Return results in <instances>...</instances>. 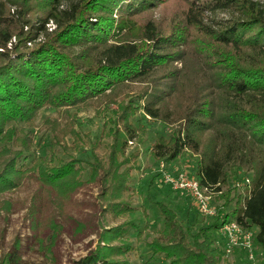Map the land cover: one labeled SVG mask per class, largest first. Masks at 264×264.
Returning <instances> with one entry per match:
<instances>
[{
  "label": "trees",
  "instance_id": "16d2710c",
  "mask_svg": "<svg viewBox=\"0 0 264 264\" xmlns=\"http://www.w3.org/2000/svg\"><path fill=\"white\" fill-rule=\"evenodd\" d=\"M99 100L112 143L89 162V178L73 155L79 132L58 131L57 118H45L53 140L35 150L41 110L78 112ZM141 118L170 130L153 157L190 160L191 176L217 201L213 223L197 231L169 200L156 201L163 228L145 241L146 264H238L210 234L230 220L255 229L264 264V0H0V211L12 212L8 194L35 182L30 227L41 248L57 244L75 194L90 182L101 183L104 218L134 210L140 165L125 164L139 157L127 150L146 132ZM243 176L250 182L242 191L231 182ZM134 226H101L97 247L74 264H132ZM20 246L6 264H27Z\"/></svg>",
  "mask_w": 264,
  "mask_h": 264
},
{
  "label": "rangeland",
  "instance_id": "374dc122",
  "mask_svg": "<svg viewBox=\"0 0 264 264\" xmlns=\"http://www.w3.org/2000/svg\"><path fill=\"white\" fill-rule=\"evenodd\" d=\"M123 94V91L118 92L116 98L122 99ZM105 107L106 102L99 100L93 106L78 112L73 110L66 113L59 109L50 108L41 110L36 121L35 150L43 153L53 140L52 132L48 130L47 125L43 124L45 118H57L58 131L64 132L65 129L74 128L79 132L81 147L73 152V155L83 159L85 178H89V162H94L96 155L105 157L109 153L112 143V137L109 136L108 127H106L112 123L107 119L108 113ZM112 107L117 108V104L113 103ZM140 123L145 127L146 132L134 143L130 142L127 150V155H129L138 149L140 151L139 157L136 161L132 159L125 164V166L140 165V168L135 167L133 169L131 179L130 200L134 210L119 217L116 221L113 220L112 214L107 212L104 218V202L99 196L101 183L90 182L75 194L73 204L69 208V218L67 216L61 221L64 225L63 233L57 244L48 250L41 248L36 242L30 227V197L36 184L28 180L20 189L8 194L15 203L12 212L6 214L0 211V264H6L5 257L14 248L17 240L21 243L20 253L27 264H74L76 260L89 254L97 247L99 232L102 230L101 226H113L121 222H133L136 226L130 227L128 233L129 241L137 246V250L129 255L130 261L132 264H146L149 253L145 241L163 228V218L155 203L158 200H169L183 223L187 224L191 221L195 231L213 223L214 216L202 214L188 193L170 190L163 179V175L167 172L186 171L193 175L190 170L192 163L190 160L183 161L180 159L174 163H166L153 157L151 151L153 144L161 135L169 136L170 130L160 121L141 118ZM65 139L69 145L74 141L70 134L66 135ZM245 177L232 180L231 185H236L243 191L246 186L245 180L248 178ZM214 198L212 204L216 207L217 201ZM232 207L230 205L228 211H231ZM79 222L85 225L84 229L79 228ZM139 231L143 233L141 239L138 238ZM251 231L253 234L255 233V229ZM210 234L216 238L217 242L224 243L226 249V235L221 228L218 231H210ZM227 256L230 261H236L238 264H252L247 253L241 247H236ZM256 256L261 257V252L257 248ZM150 264L157 263L152 261Z\"/></svg>",
  "mask_w": 264,
  "mask_h": 264
},
{
  "label": "built area",
  "instance_id": "2783aa9c",
  "mask_svg": "<svg viewBox=\"0 0 264 264\" xmlns=\"http://www.w3.org/2000/svg\"><path fill=\"white\" fill-rule=\"evenodd\" d=\"M163 179L174 190L188 193L202 214L207 216H215L217 214V209L212 204L216 191L208 187H202L199 181L188 172H167L163 175ZM249 182L250 179L246 178L245 184ZM221 230L226 235L225 251L227 254L231 253L236 247H241L247 253L251 263L258 264L256 245L253 240L254 234L251 230L244 229L235 220H230L223 224Z\"/></svg>",
  "mask_w": 264,
  "mask_h": 264
}]
</instances>
